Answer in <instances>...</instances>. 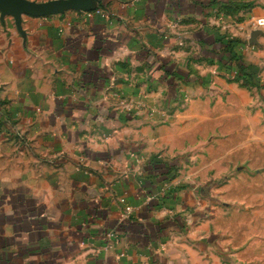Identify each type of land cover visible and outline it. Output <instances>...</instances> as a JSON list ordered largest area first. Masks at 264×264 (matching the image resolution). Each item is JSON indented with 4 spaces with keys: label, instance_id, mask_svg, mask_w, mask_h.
I'll return each instance as SVG.
<instances>
[{
    "label": "crops",
    "instance_id": "0c3cea01",
    "mask_svg": "<svg viewBox=\"0 0 264 264\" xmlns=\"http://www.w3.org/2000/svg\"><path fill=\"white\" fill-rule=\"evenodd\" d=\"M96 10L24 16L23 35L0 20V264H193L222 232L246 264H264V173L214 190L230 192L226 229L197 224L206 191L175 189L155 124L164 99L213 98L218 119L251 117L253 138L231 148L264 150V25L254 24L264 0H97ZM219 38L240 44L256 85L224 68Z\"/></svg>",
    "mask_w": 264,
    "mask_h": 264
},
{
    "label": "rangeland",
    "instance_id": "374dc122",
    "mask_svg": "<svg viewBox=\"0 0 264 264\" xmlns=\"http://www.w3.org/2000/svg\"><path fill=\"white\" fill-rule=\"evenodd\" d=\"M162 102H158V109L164 110L166 114L155 118V124L161 127L162 138L168 139L169 146L163 147L159 155H167L169 161L171 160L169 178L175 181V189L187 186L205 190L208 205L204 209L205 216L196 220L197 224H212L216 220L223 225L224 230L228 225L231 196L230 192L214 190L224 188L226 181L241 171H246L249 178L256 183L262 181L261 175L264 173V150L261 147L231 148L245 144L247 137L253 138L248 130L251 127L248 124L251 117L239 115L218 119L214 116L216 111L213 98L176 96L173 102L165 103V99ZM139 106L143 108V112L145 109L149 112L145 104L143 106L139 103ZM247 108L249 111L253 109L251 106ZM220 112H224V108ZM199 114L205 115L200 117ZM258 119L263 125L264 117ZM170 136L173 137L171 142ZM255 144L261 145L260 142ZM252 197L251 195L250 199ZM237 198L244 201L245 195L238 192ZM191 216L193 217L192 214ZM222 233L224 234L218 236L221 241L217 246L211 247L207 244L204 249L200 248V252L196 251L199 256L195 253L193 264H246L242 256L244 252L238 255L243 259L237 260L235 249L229 245V235L227 232ZM239 252L240 250L237 253Z\"/></svg>",
    "mask_w": 264,
    "mask_h": 264
},
{
    "label": "water",
    "instance_id": "95a60500",
    "mask_svg": "<svg viewBox=\"0 0 264 264\" xmlns=\"http://www.w3.org/2000/svg\"><path fill=\"white\" fill-rule=\"evenodd\" d=\"M97 0H51L36 3L29 0H0V20L11 17L17 31L23 35L21 18H41L61 15L66 12H90L96 9ZM256 33H252L251 37ZM250 40V44L253 40Z\"/></svg>",
    "mask_w": 264,
    "mask_h": 264
},
{
    "label": "trees",
    "instance_id": "16d2710c",
    "mask_svg": "<svg viewBox=\"0 0 264 264\" xmlns=\"http://www.w3.org/2000/svg\"><path fill=\"white\" fill-rule=\"evenodd\" d=\"M100 9H104V5L100 6ZM218 41L219 43H223L224 52L227 56V59L223 65L224 68L228 72H236L234 80L237 82H242L244 85H256L249 67L243 63L241 55L235 50L236 46L240 44L236 41L228 39L224 40L223 38H219Z\"/></svg>",
    "mask_w": 264,
    "mask_h": 264
},
{
    "label": "built area",
    "instance_id": "2783aa9c",
    "mask_svg": "<svg viewBox=\"0 0 264 264\" xmlns=\"http://www.w3.org/2000/svg\"><path fill=\"white\" fill-rule=\"evenodd\" d=\"M98 13H100V11L99 10H96V11H93V12L86 13V16L87 17H91V15L98 14ZM254 24H255L256 27H262L264 25V20L262 18L256 19L255 22H254ZM231 75L233 77H235L236 72L235 71L231 72Z\"/></svg>",
    "mask_w": 264,
    "mask_h": 264
}]
</instances>
